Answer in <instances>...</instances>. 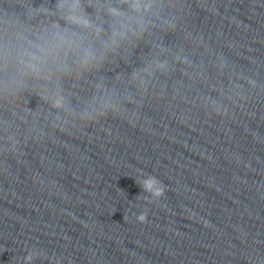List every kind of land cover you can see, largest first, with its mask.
Listing matches in <instances>:
<instances>
[{
  "label": "clouds",
  "instance_id": "1",
  "mask_svg": "<svg viewBox=\"0 0 264 264\" xmlns=\"http://www.w3.org/2000/svg\"><path fill=\"white\" fill-rule=\"evenodd\" d=\"M58 7H68L70 9V14L66 17V19L75 24H83L87 25L88 21L83 17L75 15L76 10L79 8L78 0H74L73 3H62L58 5ZM133 7H139V0H136V3ZM113 15H117L116 9H111ZM65 37L59 33H53L51 39H42L40 43L32 44L30 47L34 50L26 51L23 55L28 57L27 68H29L33 73L39 74L42 70V66L45 65L50 58H52L55 50L60 46V44L65 43ZM59 105V101H57V106ZM154 181L149 179L145 182L144 187L146 190H151L154 185ZM163 194V189H156L155 195L159 196ZM145 215L141 214L138 219L140 221L145 220Z\"/></svg>",
  "mask_w": 264,
  "mask_h": 264
}]
</instances>
